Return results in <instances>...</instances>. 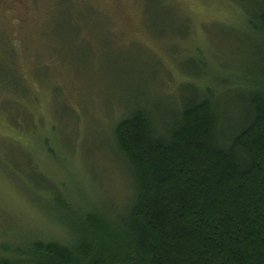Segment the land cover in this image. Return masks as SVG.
<instances>
[{
	"label": "rangeland",
	"instance_id": "rangeland-1",
	"mask_svg": "<svg viewBox=\"0 0 264 264\" xmlns=\"http://www.w3.org/2000/svg\"><path fill=\"white\" fill-rule=\"evenodd\" d=\"M32 1L0 0V77L32 92L0 88V245L22 247L69 242L77 210L122 211L131 185L112 146L118 119L141 106L166 121L194 81L235 108L246 86L232 83L259 62L250 0Z\"/></svg>",
	"mask_w": 264,
	"mask_h": 264
},
{
	"label": "trees",
	"instance_id": "trees-1",
	"mask_svg": "<svg viewBox=\"0 0 264 264\" xmlns=\"http://www.w3.org/2000/svg\"><path fill=\"white\" fill-rule=\"evenodd\" d=\"M250 1L244 27L258 41L259 62L232 83L246 86L235 108L194 81L191 96L166 121L141 106L127 112L111 133L131 185L122 211L112 217L104 209L77 210L69 216V242L2 243L0 264H264V0ZM0 79L3 91L32 97L29 87ZM11 79L23 80L22 73ZM230 109L236 114L226 118L222 111ZM27 167L31 179L30 160Z\"/></svg>",
	"mask_w": 264,
	"mask_h": 264
}]
</instances>
